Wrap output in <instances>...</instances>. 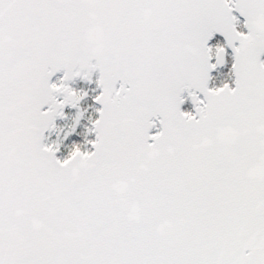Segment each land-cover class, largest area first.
<instances>
[{
    "label": "snow or ice",
    "instance_id": "obj_1",
    "mask_svg": "<svg viewBox=\"0 0 264 264\" xmlns=\"http://www.w3.org/2000/svg\"><path fill=\"white\" fill-rule=\"evenodd\" d=\"M0 264H264V0H0Z\"/></svg>",
    "mask_w": 264,
    "mask_h": 264
},
{
    "label": "flooded vegetation",
    "instance_id": "obj_2",
    "mask_svg": "<svg viewBox=\"0 0 264 264\" xmlns=\"http://www.w3.org/2000/svg\"><path fill=\"white\" fill-rule=\"evenodd\" d=\"M222 71H225V72H226V69H223ZM54 79H55V78H54ZM219 79H220V78H219ZM73 87H77V88H78V87H81V88H84V89L89 90V92H90V96L86 98L85 102H83V106L88 108V112H87V114H89V115L93 114V110H92V108H89L88 105L92 103V101H91V95H92L93 93H91V89H92V88H95V84H94V83L89 84V83H87V82H85V81L77 80V81L74 82ZM187 107H190V108L192 109V106H191V104H190V100L185 101L184 106H183V110H184V108L187 109ZM65 111H66V112H74L75 110H74V109H70V108H66ZM64 122H65V121L58 120L57 123H58V124H63ZM80 131H81V132L84 131V126L80 128ZM153 131H155V129H153ZM52 139H55V133L52 134ZM69 141H70V142H69ZM75 141H76V142H79V143L82 144L83 141H84V137H83V135H79L77 138H75ZM71 143H72V140H71V139H69L68 141H65L64 144L61 146V152L58 153V155H60V156L66 155L67 152H68V150H69V145H70Z\"/></svg>",
    "mask_w": 264,
    "mask_h": 264
},
{
    "label": "rangeland",
    "instance_id": "obj_3",
    "mask_svg": "<svg viewBox=\"0 0 264 264\" xmlns=\"http://www.w3.org/2000/svg\"><path fill=\"white\" fill-rule=\"evenodd\" d=\"M78 88H81V87H78ZM86 108H87V107H86ZM184 110H192V109H191L190 107H187V109L184 108ZM87 115H89V114L86 113V116H87ZM64 123H65V122H64ZM64 123H63V124H64ZM87 123H88L87 119H86V118L83 119L82 122H81L80 127L78 128V131L81 132V131H80V128L83 127L84 125H86ZM78 136H79V135H78ZM78 136L74 134L73 137L70 138V139H71V140H75V138H77ZM69 142H70V141H69Z\"/></svg>",
    "mask_w": 264,
    "mask_h": 264
},
{
    "label": "water",
    "instance_id": "obj_4",
    "mask_svg": "<svg viewBox=\"0 0 264 264\" xmlns=\"http://www.w3.org/2000/svg\"><path fill=\"white\" fill-rule=\"evenodd\" d=\"M55 77H53V79H54ZM190 100V99H189ZM190 104H191V106H192V110H194L193 109V105H192V102H191V100H190ZM183 106H184V104L181 106L182 107V109H183ZM59 120V119H58ZM58 120H57V122H58ZM63 121V120H62ZM153 131V130H152Z\"/></svg>",
    "mask_w": 264,
    "mask_h": 264
},
{
    "label": "trees",
    "instance_id": "obj_5",
    "mask_svg": "<svg viewBox=\"0 0 264 264\" xmlns=\"http://www.w3.org/2000/svg\"><path fill=\"white\" fill-rule=\"evenodd\" d=\"M220 79L218 78L216 81H214L213 83H219Z\"/></svg>",
    "mask_w": 264,
    "mask_h": 264
}]
</instances>
